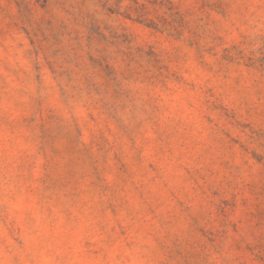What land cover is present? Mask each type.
I'll return each instance as SVG.
<instances>
[{"label":"rangeland","instance_id":"obj_1","mask_svg":"<svg viewBox=\"0 0 264 264\" xmlns=\"http://www.w3.org/2000/svg\"><path fill=\"white\" fill-rule=\"evenodd\" d=\"M0 264H264V0H0Z\"/></svg>","mask_w":264,"mask_h":264}]
</instances>
